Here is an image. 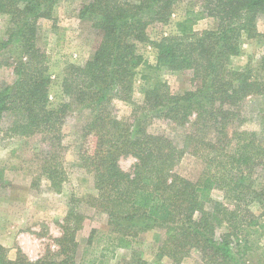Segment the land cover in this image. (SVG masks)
Wrapping results in <instances>:
<instances>
[{"label": "trees", "instance_id": "obj_1", "mask_svg": "<svg viewBox=\"0 0 264 264\" xmlns=\"http://www.w3.org/2000/svg\"><path fill=\"white\" fill-rule=\"evenodd\" d=\"M58 1L0 0V14L11 22L0 38L3 136H40L45 149L36 178L61 192L68 180L66 126L73 118L78 164L97 191L86 202L107 216L109 231H98L100 239L126 247L141 231L162 227L158 249L175 264L193 250L203 264H241L264 246V52L255 66L236 68L232 61L243 52V38L261 36L264 0H194L196 7L177 20L180 0H86L80 17L95 30V51L83 63L65 62L55 100L52 55L37 36L39 21L53 18ZM205 17L216 26L197 29ZM158 25L173 29L152 39L149 27ZM142 44L154 48V63L140 52ZM164 70H191L193 88L174 93L160 75ZM138 77L145 83L143 100L132 102L122 120L114 102L132 101ZM257 99L260 106L248 112ZM254 116L258 127L250 126ZM157 119L179 128L182 143L152 131ZM186 154L204 165L197 180L176 171ZM128 155L137 160L132 173L120 164ZM217 190L222 199L214 198ZM9 191L0 164V194ZM64 229L59 250L36 260L21 251L10 258L0 243V264H76L78 242L70 227Z\"/></svg>", "mask_w": 264, "mask_h": 264}, {"label": "rangeland", "instance_id": "obj_2", "mask_svg": "<svg viewBox=\"0 0 264 264\" xmlns=\"http://www.w3.org/2000/svg\"><path fill=\"white\" fill-rule=\"evenodd\" d=\"M85 1L59 0L54 7L53 18H43L39 21L38 45L47 49L52 55L50 72L54 84L51 93L55 100L60 97V83L65 62L83 63L93 56L95 51V30L89 21L80 17V7ZM194 7H196L194 0H180L174 7L172 18L177 20L188 9ZM9 25H11L9 17L0 14V38ZM215 26V20L211 17H205L196 24L197 29ZM258 28L261 36L243 38V52L233 59L234 67L241 68L249 62L254 66L257 65L264 52V16L258 19ZM172 29L170 25L164 27L158 25L150 26L148 32L152 39H157ZM139 50L150 62H155V50L150 44L140 45ZM0 74L3 75L1 72ZM160 75L169 83L174 93L182 94L193 88L191 70L176 72L164 70ZM144 87V81L138 77L132 93V101L117 99L114 102V111L120 119L126 120L131 115L132 102L143 100ZM260 104L259 99L253 101L247 109L248 112H252L253 107L257 108ZM258 122L259 120L254 116L250 126L258 127ZM76 129L75 121L71 118L69 125L66 126L68 133L66 141L70 145L66 154L68 180L61 192L53 191L48 180L36 178L35 165L40 158L38 154L45 149L40 136L9 140L3 136L0 129V164L5 169L7 179H10V191L7 194H0V227L4 228L8 236L15 237V239L11 238L10 244L13 246L8 244L11 246L7 248L8 257L11 253L15 258L20 251L29 259L37 255L41 258L50 252H56L59 250L58 240L66 231L64 227H70L78 242L76 264H90L93 259H96L95 264H138L142 261L148 264H175L169 257L161 255L158 249L165 237V230L162 227L155 226L141 231L137 240L130 242L126 247L115 248L109 240L110 237L100 239L101 235L98 231L106 234L109 231L107 216L86 202L97 191L93 176L79 167ZM150 129L154 132L166 131L175 137L178 144L182 143V132L169 121L157 119L151 124ZM136 162L134 156H125L120 161L121 168L132 173ZM203 166L199 159L186 154L177 165L176 171L185 177L197 180ZM213 196L222 199L223 195L217 190L214 191ZM71 210L75 212L73 216L70 214ZM94 229L97 231H93ZM17 236L19 238H16ZM18 239L24 241L23 249L20 248ZM262 247L246 255L241 264H264ZM101 249L105 251L103 254L100 253ZM180 264H203V262L199 252L193 250Z\"/></svg>", "mask_w": 264, "mask_h": 264}, {"label": "crops", "instance_id": "obj_3", "mask_svg": "<svg viewBox=\"0 0 264 264\" xmlns=\"http://www.w3.org/2000/svg\"><path fill=\"white\" fill-rule=\"evenodd\" d=\"M10 229H11V225H10ZM9 234L7 232H5L4 228L3 227H0V243L5 246L6 248H10L11 246H13L11 243V238L12 239H15L14 235L12 236H8ZM16 238H19L18 236ZM13 242V241H12ZM19 244H20V248L23 249V244H24V241H20L18 239L17 241ZM8 244H10L11 246H9ZM9 256L10 258H13L11 256V253H9ZM39 258V255L35 256L34 258H31L32 260H36Z\"/></svg>", "mask_w": 264, "mask_h": 264}]
</instances>
